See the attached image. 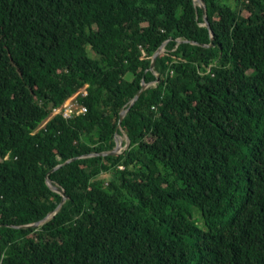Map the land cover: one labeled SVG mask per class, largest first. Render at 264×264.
I'll list each match as a JSON object with an SVG mask.
<instances>
[{"label":"trees","instance_id":"1","mask_svg":"<svg viewBox=\"0 0 264 264\" xmlns=\"http://www.w3.org/2000/svg\"><path fill=\"white\" fill-rule=\"evenodd\" d=\"M204 1L0 0V264H264V0Z\"/></svg>","mask_w":264,"mask_h":264},{"label":"water","instance_id":"2","mask_svg":"<svg viewBox=\"0 0 264 264\" xmlns=\"http://www.w3.org/2000/svg\"><path fill=\"white\" fill-rule=\"evenodd\" d=\"M195 1V5L196 6H199L203 9V12H204V20H205V26L208 27L211 31V34H212V43L210 45H207V44H199L197 42H194V41H180V43H183V42H188V43H192V44H195V45H200V46H203V47H206V48H213L216 46L215 44V34H214V31L212 30V27H211V24L209 22V17H208V9H207V4L204 0H194ZM168 42H166L154 55L153 57V62H152V65H151V71L155 72L156 70V65H157V61H158V58L160 57V55L162 53L165 52L166 50V46H167ZM158 76V79H160V74H157ZM151 84H148L146 83L145 81L143 82V85H142V89L138 92V94L136 95V97L132 100L131 102V105L128 109L124 110L122 113H121V117H120V120H119V124H118V130H121L122 131V135H120L119 133H117L116 135V146L114 149L108 151V152H103V153H99V154H93V155H86L84 157H96V156H103V157H107V156H115V155H118V154H121L123 153V151L129 149L130 147V144H131V141L127 135V133L125 132V130L123 129L122 125H123V121L124 119L126 118L127 114L129 113V111L137 104V102L139 101V99L141 98L142 94L147 90L149 89ZM126 136L127 137V142L126 144L124 145V140H123V136ZM80 158H83V157H80ZM79 158H75V159H71L69 161H67L65 164H69L75 160H77ZM63 165H59L56 169H54L52 172L58 170L59 168H61ZM48 183L50 185V187L60 193L62 196H63V201L60 205V207L58 208V210H60V208L62 207V205L64 203H66V201L69 200V197L67 196L66 194V191L58 186H55L53 184V182L48 179ZM58 210L54 213H51L49 214V216L38 222V223H35V224H32V225H27V226H22V227H17V228H22V229H28V228H31V227H37V226H41V225H44L45 223H47L48 221H50L58 212Z\"/></svg>","mask_w":264,"mask_h":264},{"label":"built area","instance_id":"3","mask_svg":"<svg viewBox=\"0 0 264 264\" xmlns=\"http://www.w3.org/2000/svg\"><path fill=\"white\" fill-rule=\"evenodd\" d=\"M86 90L87 87L69 98L61 107L55 108L52 117L62 114L64 118L72 120L80 115L86 114L88 112V108L84 106L80 100V95L82 93L85 95L88 94Z\"/></svg>","mask_w":264,"mask_h":264},{"label":"rangeland","instance_id":"4","mask_svg":"<svg viewBox=\"0 0 264 264\" xmlns=\"http://www.w3.org/2000/svg\"><path fill=\"white\" fill-rule=\"evenodd\" d=\"M251 72H252V71H251ZM123 140H124V145H125L126 142L128 141V140H127V137H126L125 135L123 136Z\"/></svg>","mask_w":264,"mask_h":264},{"label":"clouds","instance_id":"5","mask_svg":"<svg viewBox=\"0 0 264 264\" xmlns=\"http://www.w3.org/2000/svg\"><path fill=\"white\" fill-rule=\"evenodd\" d=\"M50 118H53V117H52V115H51V117H50ZM43 126H45V124H44Z\"/></svg>","mask_w":264,"mask_h":264},{"label":"bare ground","instance_id":"6","mask_svg":"<svg viewBox=\"0 0 264 264\" xmlns=\"http://www.w3.org/2000/svg\"><path fill=\"white\" fill-rule=\"evenodd\" d=\"M196 42V41H195ZM87 86V85H86ZM158 86V85H157ZM129 107V106H128Z\"/></svg>","mask_w":264,"mask_h":264}]
</instances>
